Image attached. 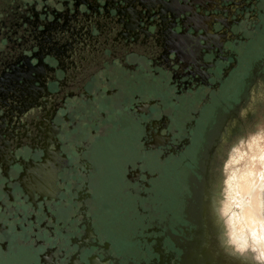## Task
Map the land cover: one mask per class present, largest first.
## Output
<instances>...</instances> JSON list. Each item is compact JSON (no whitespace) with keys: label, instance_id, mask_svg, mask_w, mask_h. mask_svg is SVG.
Instances as JSON below:
<instances>
[{"label":"flooded vegetation","instance_id":"flooded-vegetation-1","mask_svg":"<svg viewBox=\"0 0 264 264\" xmlns=\"http://www.w3.org/2000/svg\"><path fill=\"white\" fill-rule=\"evenodd\" d=\"M253 69L264 0H0V264H264Z\"/></svg>","mask_w":264,"mask_h":264},{"label":"snow or ice","instance_id":"snow-or-ice-1","mask_svg":"<svg viewBox=\"0 0 264 264\" xmlns=\"http://www.w3.org/2000/svg\"><path fill=\"white\" fill-rule=\"evenodd\" d=\"M260 80L261 87L264 88V69L252 70V79L249 81V86H253L256 80ZM248 89H245L243 94L240 97V100L237 102L236 108L230 112L227 116H219L220 126H223V123L237 115L240 107L247 103ZM259 125V130L257 131L256 124ZM248 130L255 133L249 138V146L256 144L258 141L264 139V99L259 103L258 117L256 121L247 122ZM216 131H219L217 129ZM215 140V136H213ZM255 159V157H253ZM264 161V155L260 157ZM262 170H264V164H262ZM250 203L246 210L242 209V212L236 218L241 222V227L237 228L236 232L230 233L232 239L229 241L234 248L235 253H233L234 258L239 261L241 259L247 260L251 259V253H257V248L259 247L258 255L256 259H261L264 257V206L259 203H255V197H249ZM236 207H241L238 203ZM227 210V208H226ZM234 216L236 214H233ZM231 223V221H230ZM259 235L260 241H257L255 237ZM247 250V251H246ZM236 253H242L243 256H237Z\"/></svg>","mask_w":264,"mask_h":264},{"label":"rangeland","instance_id":"rangeland-1","mask_svg":"<svg viewBox=\"0 0 264 264\" xmlns=\"http://www.w3.org/2000/svg\"><path fill=\"white\" fill-rule=\"evenodd\" d=\"M263 145H264V141L260 140L256 144L250 146V148L247 149V153L249 156L246 158V161H247L246 168L247 169L244 173L239 175L236 181V184H235V188H234V195H236V197L238 198L240 196L246 197L245 196L246 195L245 194V191H246L245 181L250 180L252 178V175H255L259 171V166H260L259 153H264ZM253 157H255V159H253ZM250 181H252V179ZM251 197H253V195ZM248 203H250V200ZM247 207H248L247 204L244 205L243 208L238 210V214L240 215V212L242 211V209L246 210ZM239 227H241L240 221L236 223V231H237V228Z\"/></svg>","mask_w":264,"mask_h":264},{"label":"bare ground","instance_id":"bare-ground-1","mask_svg":"<svg viewBox=\"0 0 264 264\" xmlns=\"http://www.w3.org/2000/svg\"><path fill=\"white\" fill-rule=\"evenodd\" d=\"M249 183V182H248ZM247 183V184H248ZM259 184V183H258ZM260 185V187L262 188L261 189V193H262V195H263V202H264V177L262 178V180H261V183L259 184ZM254 187V186H253ZM257 187V186H256ZM249 188V187H248ZM257 189H258V187H257ZM248 191V193H251V194H247L248 196H252L253 195V197H255V191H253V190H247ZM246 192V191H245ZM257 192V191H256ZM246 194V193H245ZM246 196V195H245ZM256 198V197H255ZM255 203H257L256 202V200H255ZM245 205V204H244ZM263 206H264V204H263ZM232 228V227H231ZM234 232V231H233ZM231 233H232V230H231ZM254 254V256L256 257V255H258V253H253Z\"/></svg>","mask_w":264,"mask_h":264},{"label":"clouds","instance_id":"clouds-1","mask_svg":"<svg viewBox=\"0 0 264 264\" xmlns=\"http://www.w3.org/2000/svg\"><path fill=\"white\" fill-rule=\"evenodd\" d=\"M255 239L257 240V241H260V237H259V235H257L256 237H255ZM259 252V247L257 248V253ZM256 259V258H255ZM256 260H259V261H261V262H264V257H262L261 259H256Z\"/></svg>","mask_w":264,"mask_h":264},{"label":"water","instance_id":"water-1","mask_svg":"<svg viewBox=\"0 0 264 264\" xmlns=\"http://www.w3.org/2000/svg\"><path fill=\"white\" fill-rule=\"evenodd\" d=\"M205 264H207V263H205ZM215 264V263H214ZM217 264V263H216Z\"/></svg>","mask_w":264,"mask_h":264}]
</instances>
